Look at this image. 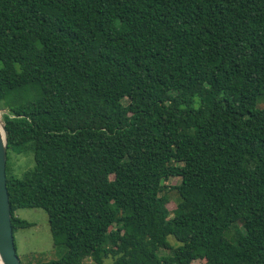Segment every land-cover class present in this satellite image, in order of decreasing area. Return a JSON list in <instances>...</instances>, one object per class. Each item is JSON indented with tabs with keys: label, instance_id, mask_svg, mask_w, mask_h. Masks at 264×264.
I'll list each match as a JSON object with an SVG mask.
<instances>
[{
	"label": "trees",
	"instance_id": "16d2710c",
	"mask_svg": "<svg viewBox=\"0 0 264 264\" xmlns=\"http://www.w3.org/2000/svg\"><path fill=\"white\" fill-rule=\"evenodd\" d=\"M0 61L39 264H264V0H0Z\"/></svg>",
	"mask_w": 264,
	"mask_h": 264
},
{
	"label": "rangeland",
	"instance_id": "374dc122",
	"mask_svg": "<svg viewBox=\"0 0 264 264\" xmlns=\"http://www.w3.org/2000/svg\"><path fill=\"white\" fill-rule=\"evenodd\" d=\"M10 165L11 173L16 178H22L25 172L34 168V155L32 152L20 155L12 154ZM179 183L180 180L173 178L165 182V185L168 187L166 193L170 200L168 209L172 216L178 212L180 196L174 187ZM15 215L20 220L27 221L31 224L30 227L18 229L15 233L17 252L23 264H28L29 262L30 264H39L42 262L57 261L64 256L67 248L65 246H55L49 216L46 210L42 208H25L18 210ZM178 245V242L171 237L168 244L162 250V253L169 254L172 248ZM86 262L87 264H94L90 259H87Z\"/></svg>",
	"mask_w": 264,
	"mask_h": 264
},
{
	"label": "water",
	"instance_id": "95a60500",
	"mask_svg": "<svg viewBox=\"0 0 264 264\" xmlns=\"http://www.w3.org/2000/svg\"><path fill=\"white\" fill-rule=\"evenodd\" d=\"M0 111V259L3 264H22L14 236L10 196L7 186L9 132Z\"/></svg>",
	"mask_w": 264,
	"mask_h": 264
},
{
	"label": "bare ground",
	"instance_id": "6f19581e",
	"mask_svg": "<svg viewBox=\"0 0 264 264\" xmlns=\"http://www.w3.org/2000/svg\"><path fill=\"white\" fill-rule=\"evenodd\" d=\"M0 264H3L2 261H1V259H0Z\"/></svg>",
	"mask_w": 264,
	"mask_h": 264
}]
</instances>
